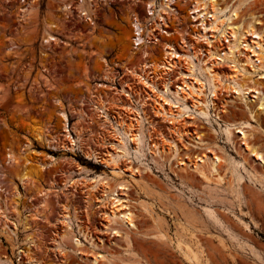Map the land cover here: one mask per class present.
<instances>
[{
  "label": "rangeland",
  "instance_id": "1",
  "mask_svg": "<svg viewBox=\"0 0 264 264\" xmlns=\"http://www.w3.org/2000/svg\"><path fill=\"white\" fill-rule=\"evenodd\" d=\"M262 55L264 0H0V264H264Z\"/></svg>",
  "mask_w": 264,
  "mask_h": 264
},
{
  "label": "bare ground",
  "instance_id": "2",
  "mask_svg": "<svg viewBox=\"0 0 264 264\" xmlns=\"http://www.w3.org/2000/svg\"><path fill=\"white\" fill-rule=\"evenodd\" d=\"M211 11H212V13H214L215 11H214V8L212 7V9H211ZM261 59H263L264 60V55H262L261 56ZM192 69V68H191ZM191 69H189V70H191ZM244 136V135H243ZM132 137H135V134H132ZM250 150L252 151V153H254L255 155H257L258 153H257V151L255 150V149H252V148H250ZM32 170V169H31ZM30 171V170H29ZM34 171V170H33ZM34 172H36V170L34 171ZM33 173V172H32ZM36 174V173H35ZM123 216H125L126 218H127V220H129L130 219V216H129V214H126V215H123Z\"/></svg>",
  "mask_w": 264,
  "mask_h": 264
}]
</instances>
